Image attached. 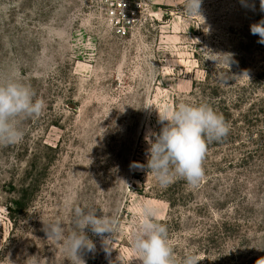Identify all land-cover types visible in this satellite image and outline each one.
<instances>
[{"label":"rangeland","instance_id":"obj_1","mask_svg":"<svg viewBox=\"0 0 264 264\" xmlns=\"http://www.w3.org/2000/svg\"><path fill=\"white\" fill-rule=\"evenodd\" d=\"M145 1L151 21L118 38L96 0H0V76L45 102L22 122V142L0 146V264H71L44 222L70 229L75 206L118 219L110 251L85 229L96 245L85 264H141L132 240L144 204L178 261L264 258V44L251 33L260 0H202L204 20L186 17L183 0ZM179 103L209 104L230 125L208 143L198 187H163L146 167L159 112Z\"/></svg>","mask_w":264,"mask_h":264},{"label":"clouds","instance_id":"obj_2","mask_svg":"<svg viewBox=\"0 0 264 264\" xmlns=\"http://www.w3.org/2000/svg\"><path fill=\"white\" fill-rule=\"evenodd\" d=\"M201 8L202 0H183L181 11L186 17L204 20ZM260 8L264 11V0H260ZM251 33L258 35V42L264 44V20L251 25ZM221 73L228 76L226 72H218L217 75ZM227 81L222 82L227 84ZM35 97L32 87L17 79L15 74L0 76V146L22 142L25 135L22 122L42 115L45 102ZM159 123L163 127L159 134H155V141L151 142L146 167L163 187L176 178L184 179L191 187H198L205 175L203 162L208 143L226 137L230 125L223 115L204 103H179L173 108H166L163 113L159 112ZM132 167L143 169L145 166L133 163ZM140 216L132 248L141 264H200L201 260L195 254L186 255L182 261L177 260L169 243L167 227L160 222L154 207L142 205ZM117 228L116 217L98 216L95 207L87 206L73 207L70 229L59 220L44 222L48 239L63 246L71 264H85L82 253L95 251L96 245L85 229L100 237L105 250L110 251L112 239L105 234H112L113 237ZM256 264H264V258Z\"/></svg>","mask_w":264,"mask_h":264},{"label":"built area","instance_id":"obj_3","mask_svg":"<svg viewBox=\"0 0 264 264\" xmlns=\"http://www.w3.org/2000/svg\"><path fill=\"white\" fill-rule=\"evenodd\" d=\"M104 22L118 38L131 35L151 15L145 0H96Z\"/></svg>","mask_w":264,"mask_h":264},{"label":"trees","instance_id":"obj_4","mask_svg":"<svg viewBox=\"0 0 264 264\" xmlns=\"http://www.w3.org/2000/svg\"><path fill=\"white\" fill-rule=\"evenodd\" d=\"M17 205H19V203H16Z\"/></svg>","mask_w":264,"mask_h":264}]
</instances>
